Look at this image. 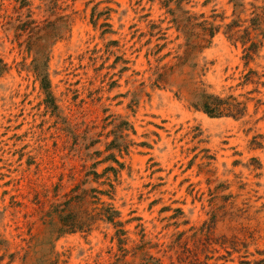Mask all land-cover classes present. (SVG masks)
I'll use <instances>...</instances> for the list:
<instances>
[{
    "label": "rangeland",
    "instance_id": "rangeland-1",
    "mask_svg": "<svg viewBox=\"0 0 264 264\" xmlns=\"http://www.w3.org/2000/svg\"><path fill=\"white\" fill-rule=\"evenodd\" d=\"M263 84L264 0H0V264H264Z\"/></svg>",
    "mask_w": 264,
    "mask_h": 264
},
{
    "label": "trees",
    "instance_id": "trees-1",
    "mask_svg": "<svg viewBox=\"0 0 264 264\" xmlns=\"http://www.w3.org/2000/svg\"><path fill=\"white\" fill-rule=\"evenodd\" d=\"M246 60H250V54L247 53L244 57ZM256 76L255 72H248L244 76L243 84L252 82V78ZM255 84H258V82L254 81ZM262 84V83H261ZM264 85V84H263ZM199 110H201L204 114H206L208 117H233V118H240L245 111V107L243 103L238 102L233 97H227V98H220L218 96H204V100L202 104L199 106Z\"/></svg>",
    "mask_w": 264,
    "mask_h": 264
},
{
    "label": "bare ground",
    "instance_id": "bare-ground-1",
    "mask_svg": "<svg viewBox=\"0 0 264 264\" xmlns=\"http://www.w3.org/2000/svg\"><path fill=\"white\" fill-rule=\"evenodd\" d=\"M212 119H213V118H212ZM214 119H215V118H214ZM205 122H206V124H208V125H209V124L212 125V124H216V123H218L217 120H208V119H206Z\"/></svg>",
    "mask_w": 264,
    "mask_h": 264
}]
</instances>
